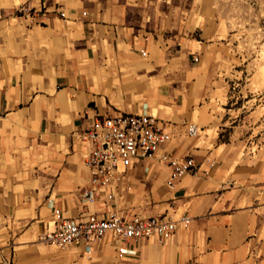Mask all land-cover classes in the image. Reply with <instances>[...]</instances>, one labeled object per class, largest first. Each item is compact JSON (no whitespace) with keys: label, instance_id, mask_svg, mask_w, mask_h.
Wrapping results in <instances>:
<instances>
[{"label":"crops","instance_id":"1","mask_svg":"<svg viewBox=\"0 0 264 264\" xmlns=\"http://www.w3.org/2000/svg\"><path fill=\"white\" fill-rule=\"evenodd\" d=\"M127 3L0 0V264H264V154L219 140L223 115L190 61L203 40L137 27ZM141 111L170 135L160 152L191 155L197 169L169 187L168 167L147 159L126 172L116 205L189 223L164 244L131 242L128 256L109 237L89 253L42 241L49 205L65 217L87 210L79 132L94 116Z\"/></svg>","mask_w":264,"mask_h":264},{"label":"rangeland","instance_id":"2","mask_svg":"<svg viewBox=\"0 0 264 264\" xmlns=\"http://www.w3.org/2000/svg\"><path fill=\"white\" fill-rule=\"evenodd\" d=\"M127 6L137 27L203 40L190 61L206 71L209 100L223 115L219 140L239 154H264V0H128Z\"/></svg>","mask_w":264,"mask_h":264},{"label":"built area","instance_id":"3","mask_svg":"<svg viewBox=\"0 0 264 264\" xmlns=\"http://www.w3.org/2000/svg\"><path fill=\"white\" fill-rule=\"evenodd\" d=\"M84 12H82L83 14ZM32 16V15H30ZM147 36H143L146 42ZM139 53L146 56V49ZM198 61V57H193ZM196 127L190 125L187 135L195 134ZM84 145L83 160L89 172V182L77 195L82 207L87 208L79 217H65L60 208L51 207V227L39 234V238L60 250L81 246L89 253L91 249L109 237L119 256L135 255L137 245L153 240L164 244L180 226L189 223V217L171 219L165 214L144 216L128 213L117 207L115 199L121 191L125 174L139 166L146 171L147 159L157 158L168 167L166 184L172 187L185 173H195L197 166L191 155H173L160 150L170 135L158 119L148 112L97 115L78 134ZM89 203H97L104 209L90 212Z\"/></svg>","mask_w":264,"mask_h":264},{"label":"trees","instance_id":"4","mask_svg":"<svg viewBox=\"0 0 264 264\" xmlns=\"http://www.w3.org/2000/svg\"><path fill=\"white\" fill-rule=\"evenodd\" d=\"M219 135H220V133H219Z\"/></svg>","mask_w":264,"mask_h":264}]
</instances>
